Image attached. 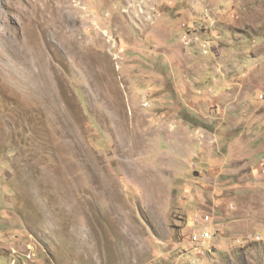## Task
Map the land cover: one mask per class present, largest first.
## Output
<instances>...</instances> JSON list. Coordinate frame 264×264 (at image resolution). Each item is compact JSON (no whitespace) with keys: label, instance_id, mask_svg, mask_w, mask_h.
<instances>
[{"label":"rangeland","instance_id":"1","mask_svg":"<svg viewBox=\"0 0 264 264\" xmlns=\"http://www.w3.org/2000/svg\"><path fill=\"white\" fill-rule=\"evenodd\" d=\"M0 264H264V0H0Z\"/></svg>","mask_w":264,"mask_h":264},{"label":"built area","instance_id":"2","mask_svg":"<svg viewBox=\"0 0 264 264\" xmlns=\"http://www.w3.org/2000/svg\"><path fill=\"white\" fill-rule=\"evenodd\" d=\"M205 219H206V223H212L213 222V219L209 215H207L205 217ZM216 233H217V231H214V229L208 228L205 231L195 233L193 236V240L194 241H203V242H205L206 240H213L216 237Z\"/></svg>","mask_w":264,"mask_h":264}]
</instances>
